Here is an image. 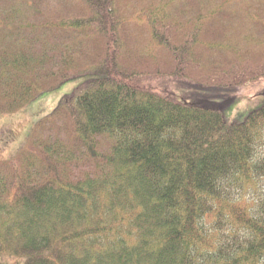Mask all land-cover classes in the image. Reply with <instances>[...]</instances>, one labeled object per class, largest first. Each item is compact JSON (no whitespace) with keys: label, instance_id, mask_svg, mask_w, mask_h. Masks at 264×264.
<instances>
[{"label":"trees","instance_id":"obj_1","mask_svg":"<svg viewBox=\"0 0 264 264\" xmlns=\"http://www.w3.org/2000/svg\"><path fill=\"white\" fill-rule=\"evenodd\" d=\"M89 74L0 161V264H264V105L130 83L264 80V0H0V115Z\"/></svg>","mask_w":264,"mask_h":264},{"label":"rangeland","instance_id":"obj_2","mask_svg":"<svg viewBox=\"0 0 264 264\" xmlns=\"http://www.w3.org/2000/svg\"><path fill=\"white\" fill-rule=\"evenodd\" d=\"M128 13L133 14L132 11H128ZM129 25L132 26V23ZM134 27L138 28V31L143 28L141 26ZM238 29V26L234 25L231 27L230 33L234 34ZM211 68L208 65L206 71L210 73ZM95 77L96 75L91 74L79 76L64 82L53 91L41 94L18 112L0 115V161L10 159L23 147L32 127L48 116L63 97L74 93L84 83ZM186 77L183 79V75H174L162 79L140 80L135 76L130 78V83L133 86H147L160 94H166L168 97H174L173 93L176 94L175 97L185 96V100L188 102L196 99L197 101H209L211 107H220L219 109L223 110L219 111L223 113L229 123L242 121L251 110L264 105V80L229 89L215 85L211 79H208L207 82V79L199 78L198 75L187 74ZM233 88H240L238 94H232L231 89ZM199 89L207 91L202 92ZM221 89H229L230 91H217ZM208 91L218 97L209 99L207 96H211V94Z\"/></svg>","mask_w":264,"mask_h":264}]
</instances>
